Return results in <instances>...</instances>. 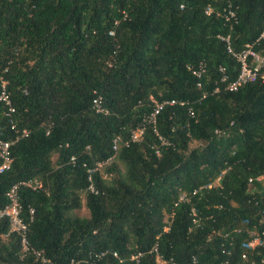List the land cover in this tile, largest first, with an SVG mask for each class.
I'll use <instances>...</instances> for the list:
<instances>
[{"label": "trees", "instance_id": "obj_1", "mask_svg": "<svg viewBox=\"0 0 264 264\" xmlns=\"http://www.w3.org/2000/svg\"><path fill=\"white\" fill-rule=\"evenodd\" d=\"M228 5L237 16L231 30L217 15ZM263 21L264 0H0V90L2 79L15 108L9 119L0 103V138L15 137L11 120L28 133L0 174V209L15 183L38 179L46 189L18 192L41 257L20 258L19 239L1 220L0 264H158L148 253L155 243L164 264H218L222 250L231 264H247L240 255L249 237L233 230L264 228V189L249 184L264 174V82L224 89L219 66L232 81L238 64L218 35L230 34L241 51ZM254 49L264 56V40ZM199 62L201 87L187 68ZM97 96L108 114L94 112ZM164 100L188 102L157 116L169 145L159 146L147 127L141 142L121 143L115 154L114 139L127 141ZM95 162H107L108 178L91 172L92 193L87 172ZM223 172L218 186L175 206ZM83 204L87 217L77 214ZM137 252L145 254L135 263ZM248 256L259 263L264 247Z\"/></svg>", "mask_w": 264, "mask_h": 264}, {"label": "built area", "instance_id": "obj_2", "mask_svg": "<svg viewBox=\"0 0 264 264\" xmlns=\"http://www.w3.org/2000/svg\"><path fill=\"white\" fill-rule=\"evenodd\" d=\"M213 10L210 6L206 7L205 14L210 15L212 14ZM218 16L222 17L224 21V25L227 27L228 30H231L233 25L237 21V16L235 10L232 8L231 5H228L227 7H224L221 11L217 13ZM125 16V15H124ZM115 25L118 24L116 21L114 23ZM115 33L114 31H110L109 35L113 36ZM218 38L221 42H223L226 45L228 53L235 59V61L238 64V74L236 78L232 81L228 80V76L226 73V69L222 66H219L218 72L220 75V83L224 84V89L229 92H234L241 88L244 85L254 83L256 81L264 82V56H262L260 53L255 51L254 44L258 42L259 40H264V21L262 25V29L260 32L259 37L256 39V41L252 43H248L244 46V48L241 51H235L231 46L230 41V34H223L218 35ZM188 70L191 72V74L197 79V87L202 86V78L205 75L206 67L203 62H199L197 66H188ZM213 92L217 93L218 88H216ZM205 97V93L202 95V98ZM0 103H2L5 107V116L9 119H12L15 108L13 106V103L9 97V93L6 89V83L1 79V90H0ZM188 102L184 101H177V100H164L159 103H155V106L153 107V110L147 114L137 126L136 129L131 131L129 139L126 141H121V139L116 138L113 141L112 150L114 153H117V150L119 149L120 144L128 145L129 142H135L139 143L143 140L144 133L147 129V127L151 128L153 133L155 134L159 146H167L169 145V141L166 140L163 136H161L157 130V116L159 113L163 110L166 106H185ZM92 108L96 114H102L106 115L108 114V109L103 106V101L100 96L95 97L92 100ZM188 113L191 117H193L194 113L191 108L188 109ZM11 129L16 132V135L12 139H2L0 138V174L5 173L8 171L12 165L13 162V156H12V147L13 145L21 138L27 136V131L22 130L21 132L16 129L15 124L11 120ZM216 133H219L216 131ZM156 154L159 156L160 151L158 148H156ZM72 162L74 158L70 159ZM107 164V162H95L92 169H88L89 176V186L88 190L92 193H96V190L93 185L91 172L95 171H101L102 168ZM224 172L217 177V179L207 185H202L199 187L194 188L189 194H180L178 197L177 203H175V206L178 203H191L192 197L199 196L203 192H206L210 190L213 187H216L219 185L220 180ZM254 182L259 183L261 187L264 189V174L256 177V178H250L249 184H254ZM21 187H25L27 189H30L31 191H46V189L43 186L42 181L38 179H28L24 181H20L18 183L13 184L9 190L6 192V199L7 204L0 209V221L6 220L9 226V233H12L16 235L19 239L20 249H21V255L20 258H24L29 254H34L37 258L41 257V252H38L34 250L29 243L27 232H28V223L29 221H26L22 217L21 213V205L19 200V189ZM254 191V190H253ZM253 191H249L252 193ZM34 210H29V218L30 222L33 218ZM262 218L260 223L264 224V211L262 213ZM190 216L192 219V225L195 227H198L201 223L202 217L198 215L197 211L194 207L190 209ZM236 228L233 230V233H242V231L246 232V235H248L249 239L246 243V248L248 252H254L257 251L259 248L264 247V228L263 229H256L255 226L249 227V228ZM168 227L164 228V231H167ZM225 238L227 239V235H225ZM248 252L242 253L240 255L241 259L245 261L247 264H264V256L260 258L259 263L253 258H250L248 256ZM106 251H101L95 254L96 258H100L106 255ZM148 253H152L156 257V262L158 264H164L166 261L162 258L158 251V246L155 243L151 249L148 251ZM222 254H226V257L221 260L218 264H231L230 263V257L232 254L230 252H227L225 250L221 251ZM144 252H137L130 256V260L134 261L135 263H138L141 257L144 255ZM112 255L114 257H118L117 253L113 252ZM44 262V260L42 259Z\"/></svg>", "mask_w": 264, "mask_h": 264}, {"label": "rangeland", "instance_id": "obj_3", "mask_svg": "<svg viewBox=\"0 0 264 264\" xmlns=\"http://www.w3.org/2000/svg\"><path fill=\"white\" fill-rule=\"evenodd\" d=\"M102 172H103V168H102ZM103 175H104L105 178H108L107 174H105L104 172H103ZM83 199H84V196H83ZM77 214L79 216H83V217H87L88 216V211L85 208L84 204H83L82 208L77 212Z\"/></svg>", "mask_w": 264, "mask_h": 264}]
</instances>
